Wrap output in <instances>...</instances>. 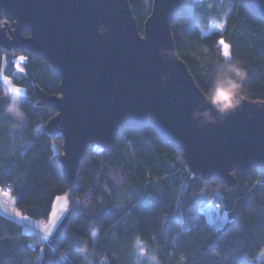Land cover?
<instances>
[{
	"label": "trees",
	"instance_id": "trees-1",
	"mask_svg": "<svg viewBox=\"0 0 264 264\" xmlns=\"http://www.w3.org/2000/svg\"><path fill=\"white\" fill-rule=\"evenodd\" d=\"M128 1L141 33L152 0ZM228 2L221 22L209 17ZM7 19L0 9V22ZM170 29L176 54L206 96L217 73L238 63L246 70L241 95L264 101V20L242 0H183ZM18 56L24 75L16 80ZM0 68L26 92L18 104L22 132L12 135L11 122L0 118V187L9 184L15 208L35 220L50 218L56 195L66 192L69 200L46 239L0 213V264H253L264 252V170L234 169L233 186L203 179L145 124L119 128L110 150L89 144L70 188L58 160L62 137L44 129L55 111L38 105L35 93L58 94L59 77L46 59L21 48L0 47ZM9 102L0 80V114ZM85 243L88 253L81 252Z\"/></svg>",
	"mask_w": 264,
	"mask_h": 264
},
{
	"label": "water",
	"instance_id": "water-1",
	"mask_svg": "<svg viewBox=\"0 0 264 264\" xmlns=\"http://www.w3.org/2000/svg\"><path fill=\"white\" fill-rule=\"evenodd\" d=\"M242 2L264 20V0ZM182 3L152 0L140 33L128 0H0L12 20L0 22V47L46 59L59 77L58 94L35 93L55 111L44 129L62 137L70 188L89 144L110 150L119 128L145 124L203 179L233 186L234 169L264 170V101L241 95L234 110H216L175 52L170 23Z\"/></svg>",
	"mask_w": 264,
	"mask_h": 264
},
{
	"label": "rangeland",
	"instance_id": "rangeland-1",
	"mask_svg": "<svg viewBox=\"0 0 264 264\" xmlns=\"http://www.w3.org/2000/svg\"><path fill=\"white\" fill-rule=\"evenodd\" d=\"M230 5V2L223 5H216L215 9L210 11L209 17L215 22H221L227 15ZM24 60L25 58L23 56H18L15 60L16 70L14 72L13 78L16 80L20 79L24 75V70L22 66ZM0 80L5 93H7L10 98L9 105L6 111L0 114V118L11 122V134L16 136L22 132L23 128L26 125V120L18 108L19 102L26 99V92L24 87L20 84H17L12 78H7L5 75L3 76L2 68H0ZM38 131L39 129H36L35 134H37ZM28 142H30V140H28L27 143ZM3 197L7 199V202L5 204L1 201ZM14 202L15 197L9 191H4L0 187V213H2L3 215H8L10 218H13V212L11 210H15ZM68 204L69 200L66 192L56 195L52 204V215L45 224V233L42 232V230H37L38 228L36 226L27 222L23 224L24 231L27 233H33L35 231L41 234L44 239H46L48 236H50L58 222L67 212ZM95 236L96 231L93 232V237ZM136 250L139 257L144 256V244L137 242ZM261 258H264V252H260L257 255V261L254 264H263Z\"/></svg>",
	"mask_w": 264,
	"mask_h": 264
},
{
	"label": "clouds",
	"instance_id": "clouds-1",
	"mask_svg": "<svg viewBox=\"0 0 264 264\" xmlns=\"http://www.w3.org/2000/svg\"><path fill=\"white\" fill-rule=\"evenodd\" d=\"M246 77V70L239 66L238 63H230L219 71L212 81L210 92L207 95L216 110L222 115L234 110L241 102V81ZM205 118L211 119L209 113L203 114ZM91 249L85 243L82 253H88Z\"/></svg>",
	"mask_w": 264,
	"mask_h": 264
},
{
	"label": "crops",
	"instance_id": "crops-1",
	"mask_svg": "<svg viewBox=\"0 0 264 264\" xmlns=\"http://www.w3.org/2000/svg\"><path fill=\"white\" fill-rule=\"evenodd\" d=\"M1 201L5 204L7 202V199L3 197ZM11 211L13 212V215H12L13 219L16 220L18 223H20L22 225V229L24 227L23 224L27 222L29 224H32V225L36 226L38 228L37 230H42V232L45 233V224L47 223V221L49 219H47V220H35V219H31V218H29V217L21 214L16 208H15V210H11ZM51 215H52V210H51L50 216ZM5 216L9 217L8 215H5ZM23 232H25L24 229H23ZM35 233H37V232H35ZM39 235L41 236V234H39ZM41 238H43V237L41 236Z\"/></svg>",
	"mask_w": 264,
	"mask_h": 264
},
{
	"label": "built area",
	"instance_id": "built-area-1",
	"mask_svg": "<svg viewBox=\"0 0 264 264\" xmlns=\"http://www.w3.org/2000/svg\"><path fill=\"white\" fill-rule=\"evenodd\" d=\"M2 190H6V191H10V185L9 184H6V185H2L1 186Z\"/></svg>",
	"mask_w": 264,
	"mask_h": 264
},
{
	"label": "snow or ice",
	"instance_id": "snow-or-ice-1",
	"mask_svg": "<svg viewBox=\"0 0 264 264\" xmlns=\"http://www.w3.org/2000/svg\"><path fill=\"white\" fill-rule=\"evenodd\" d=\"M229 53H228V50H227V46H225V51H224V55L227 56ZM59 199V197H58Z\"/></svg>",
	"mask_w": 264,
	"mask_h": 264
},
{
	"label": "flooded vegetation",
	"instance_id": "flooded-vegetation-1",
	"mask_svg": "<svg viewBox=\"0 0 264 264\" xmlns=\"http://www.w3.org/2000/svg\"><path fill=\"white\" fill-rule=\"evenodd\" d=\"M3 22H11V26H12V20L9 18L7 20H4Z\"/></svg>",
	"mask_w": 264,
	"mask_h": 264
}]
</instances>
